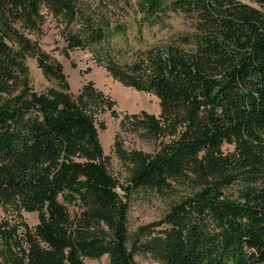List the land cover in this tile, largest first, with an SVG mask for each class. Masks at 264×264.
<instances>
[{"label": "trees", "instance_id": "16d2710c", "mask_svg": "<svg viewBox=\"0 0 264 264\" xmlns=\"http://www.w3.org/2000/svg\"><path fill=\"white\" fill-rule=\"evenodd\" d=\"M109 4L0 0V204L38 215L31 226L0 220V264H85L105 254L109 264H138L136 252L161 264H264V0H136L139 33L170 27L171 13L191 30L126 57L113 41L125 25L112 24ZM42 7L79 22L67 47L91 48L114 79L158 98V115L121 120L159 140L152 154L115 141L124 185L104 163L91 118L113 102L91 82L69 93L61 63L29 35L39 33ZM29 55L58 87L34 88ZM172 184L188 193L138 227L128 247L131 192Z\"/></svg>", "mask_w": 264, "mask_h": 264}, {"label": "rangeland", "instance_id": "374dc122", "mask_svg": "<svg viewBox=\"0 0 264 264\" xmlns=\"http://www.w3.org/2000/svg\"><path fill=\"white\" fill-rule=\"evenodd\" d=\"M99 1L111 3L107 5V8L111 9L112 24L123 23L125 25V34L115 36L113 39L117 44L126 45L124 57L130 55V48L133 50L144 48L178 32L191 30L189 22L181 13H171L168 19L170 27L142 26V32L139 33L137 29L140 15L135 12L136 0H78V4L81 9L89 10V8L95 7ZM41 14L42 22L38 35L31 33L29 35L38 41L45 52L61 63L69 93L76 96L84 84L91 82L93 87L103 94L104 98L113 102L111 108L106 107L104 103L99 109L94 107L91 118L102 146L104 163L108 171L118 180L119 185H124L127 182L128 170L114 152L115 141L127 150L137 149L152 154L157 149L159 140L145 136L130 124L121 125V120L125 115L141 112L158 115V98L153 93L138 91L114 79L108 74L104 65L97 61L96 54L91 48L67 47V36L69 33L77 31L78 21L66 22L64 19L54 16L46 7H42ZM26 63L31 83L37 91L58 87L54 79L47 78L42 74L37 67L35 57L29 55ZM222 149L228 153L232 151L233 146L224 144ZM117 190L121 193L120 188ZM187 193L188 187L183 184H172L171 188L164 192L142 188L132 191L128 200V247L131 246L133 234L138 227L163 218L170 206L180 201ZM70 210L73 213L76 209L70 206ZM2 219H6L12 224L24 221L31 226L38 221V215L37 212L18 209L14 205L0 204V220ZM134 259L138 264H161L150 254L144 252H136ZM83 261L85 264H109L106 254L98 259L84 258Z\"/></svg>", "mask_w": 264, "mask_h": 264}]
</instances>
